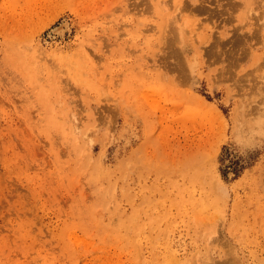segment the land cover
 I'll use <instances>...</instances> for the list:
<instances>
[{"label": "rangeland", "instance_id": "rangeland-1", "mask_svg": "<svg viewBox=\"0 0 264 264\" xmlns=\"http://www.w3.org/2000/svg\"><path fill=\"white\" fill-rule=\"evenodd\" d=\"M0 264H264V0H0Z\"/></svg>", "mask_w": 264, "mask_h": 264}, {"label": "bare ground", "instance_id": "bare-ground-1", "mask_svg": "<svg viewBox=\"0 0 264 264\" xmlns=\"http://www.w3.org/2000/svg\"><path fill=\"white\" fill-rule=\"evenodd\" d=\"M63 27H61V29H62ZM57 30H59V28L57 29ZM54 32V31H53Z\"/></svg>", "mask_w": 264, "mask_h": 264}]
</instances>
